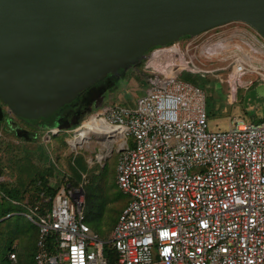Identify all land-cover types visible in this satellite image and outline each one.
<instances>
[{
	"label": "built area",
	"instance_id": "2783aa9c",
	"mask_svg": "<svg viewBox=\"0 0 264 264\" xmlns=\"http://www.w3.org/2000/svg\"><path fill=\"white\" fill-rule=\"evenodd\" d=\"M211 30L151 49L134 107L102 104L92 114L123 138L115 183L130 200L108 241L86 223L82 185L38 180L31 200L11 201L37 229L34 264H110L106 244L116 264H264V121L234 118L227 131H207L204 91L176 78L199 72L194 53L216 37ZM244 63L231 61V80L217 75L232 101ZM59 132L42 133L46 149Z\"/></svg>",
	"mask_w": 264,
	"mask_h": 264
},
{
	"label": "water",
	"instance_id": "95a60500",
	"mask_svg": "<svg viewBox=\"0 0 264 264\" xmlns=\"http://www.w3.org/2000/svg\"><path fill=\"white\" fill-rule=\"evenodd\" d=\"M231 22L264 40V0H0V101L47 118L150 48Z\"/></svg>",
	"mask_w": 264,
	"mask_h": 264
},
{
	"label": "rangeland",
	"instance_id": "374dc122",
	"mask_svg": "<svg viewBox=\"0 0 264 264\" xmlns=\"http://www.w3.org/2000/svg\"><path fill=\"white\" fill-rule=\"evenodd\" d=\"M240 24L234 31H241L243 34L247 26L244 23ZM223 35L225 36L217 34L215 38L213 37V41L203 37L195 53L193 51L196 69L199 72L182 71L176 77L177 80L191 83L204 91L207 131L210 132L227 131L234 118L254 124L264 121V43L260 39H257L258 42H253L248 38L249 35L244 34L246 40L230 42L227 48L222 40L227 35ZM185 39L186 36H182L175 42H184ZM159 47L150 48L146 55L151 49ZM238 57L246 62L244 63L246 72L239 79L232 101L224 82L220 81L217 75L225 73L221 75L224 80L228 77L230 80L233 79V72L229 74L227 72L231 69V61ZM144 60L145 58L135 65L112 72L106 79L77 97L74 105L81 109L80 114L75 118L69 117L65 121L55 120L60 114L58 109L47 118L30 121L13 117L7 107L2 106L0 166L4 170V176L0 181H4L8 187L17 186L20 189L28 184L36 172L45 167H50L52 170L49 182L57 178L74 180L78 185H82L81 193L86 210L88 204L92 213L103 212L104 208L102 219L96 225L95 232L104 241H108L112 221L130 200L129 196L122 194L115 183L117 150H119L118 145L121 147L123 142L120 136L116 139L113 137L107 139L108 152L104 158L98 160L97 155L105 154L107 151L101 145V138L92 133L82 137V133L85 124L94 116L92 114L98 111L100 105L116 104L134 107L138 96L148 88L145 80L146 71L142 68ZM173 60L169 58L167 64L171 66ZM183 60L187 63L190 58L185 57ZM84 101L87 103L84 104ZM95 106L98 107L93 110ZM7 115L16 123L13 128L27 132L29 134L27 136L32 141L27 142L15 136L13 130L5 123ZM52 125L60 126L61 129L54 137L51 147L46 149L41 143V135ZM56 131V129L52 130L43 140L48 143L50 136H54ZM127 141L131 144L132 138L128 137ZM40 151L44 152L45 160ZM10 215L0 218V264H8L7 258L12 253L16 255L13 264H25L33 249L35 227L20 212L14 211ZM105 248L112 249L109 244H106ZM23 259L26 261L22 263Z\"/></svg>",
	"mask_w": 264,
	"mask_h": 264
},
{
	"label": "trees",
	"instance_id": "16d2710c",
	"mask_svg": "<svg viewBox=\"0 0 264 264\" xmlns=\"http://www.w3.org/2000/svg\"><path fill=\"white\" fill-rule=\"evenodd\" d=\"M186 37H189L187 35H185ZM87 99V98H86ZM75 101H73L72 103H69L65 106H72V104H74ZM87 102L84 101V104H86ZM3 104V103H2ZM3 106H5L3 104ZM6 107V106H5ZM98 106H95L93 110H95ZM63 108V107H62ZM61 109V108H60ZM59 109V111H60ZM92 110V111H93ZM1 115H3V111L1 110ZM12 116L18 118L17 116H15L14 114H11ZM53 115V114H52ZM59 118L62 119V121H65L67 116L64 117V115H61L59 114V116H57L55 118L59 120ZM13 120H11V118L7 115V118H6V125H8L14 132L15 136L17 138H20L24 141H32L30 140V138L28 137L29 134L25 131H23L22 129H14L13 127V124L11 123ZM80 121V120H79ZM79 124V122H78ZM77 124V125H78ZM76 125V126H77ZM56 125H52L50 126L49 128H53L55 127ZM22 131V133H21ZM28 135V136H27ZM40 154L42 155V158L45 160V157L43 156L44 152L43 151H40ZM52 173V170L50 167H45L44 169H41L40 171L36 172L34 175H33V178L30 179V181L28 182V184L26 186H24L23 188H18L17 186H7V184L4 182V181H0V206H2V208L0 209V218H3V217H6L7 214H10L12 212H22L24 209L21 207V206H15L13 205V203L11 201H22L26 195H28V198L31 200L32 197H33V194L35 191H36V182L38 180H41L42 181V184L44 187L47 186L48 182H49V177ZM4 176V170L2 169V167L0 166V178ZM70 181L72 182L73 185L77 186L78 184L70 179ZM18 185V184H17ZM50 189V188H49ZM48 192H50L52 194V191L50 190H47ZM91 200V198H90ZM91 202V201H90ZM89 202V203H90ZM5 205V206H4ZM4 206V207H3ZM102 207V205H101ZM12 208H14L15 210H12ZM103 208V207H102ZM89 210V204H88V208ZM123 209V208H122ZM121 209V210H122ZM85 210V219H86V223L89 225V227L93 230V231H97L95 229L96 225L99 223V221L102 219V215H103V212H104V208L102 209L103 212H91L90 210H86V208L84 209ZM120 210V212H121ZM120 212L118 213L117 217L112 221V228L113 226L115 225L116 223V220L120 214ZM89 221V222H88ZM112 230V229H111ZM34 239H33V249L32 251H30L31 255L29 256V260L26 261V260H21L22 263L25 262L29 264H34V261H33V255H34V252H35V243H36V238H37V229L35 228V231H34ZM111 250V251H110ZM110 250H106V248H104V253H105V256L107 257L108 261L110 264H116V255L115 253L113 252L112 249ZM16 256V255H15ZM8 259V258H7ZM8 264H13L11 261L8 260Z\"/></svg>",
	"mask_w": 264,
	"mask_h": 264
},
{
	"label": "bare ground",
	"instance_id": "6f19581e",
	"mask_svg": "<svg viewBox=\"0 0 264 264\" xmlns=\"http://www.w3.org/2000/svg\"><path fill=\"white\" fill-rule=\"evenodd\" d=\"M183 66H185V65H183ZM91 133L99 136L102 140V142H101L102 147L107 149L105 154H98L97 155L98 160L102 159V157L104 158V156H106V154L108 152V141H107V139H110L112 137L114 139H116L120 136L122 139V142H123L122 136L119 133H117V131L106 126L102 121L97 120L95 115L88 121L87 124H85V130L82 133V137H86L87 135H89Z\"/></svg>",
	"mask_w": 264,
	"mask_h": 264
},
{
	"label": "crops",
	"instance_id": "0c3cea01",
	"mask_svg": "<svg viewBox=\"0 0 264 264\" xmlns=\"http://www.w3.org/2000/svg\"><path fill=\"white\" fill-rule=\"evenodd\" d=\"M239 25H241L240 22H231V23H228L226 25L220 26L218 28L212 29L211 32L216 33V36H217V34H221V36H225L223 34H226L227 35L226 38H224L222 40H223V42H225V46L227 48L230 46L229 45L230 42H242L243 39L246 40L247 38L244 36V34L249 35L248 38L250 40L252 39L251 41H253V42L257 40V36L254 35L255 33L252 30H250L249 28H245L244 26L243 27L245 28V33H244V31H243V34L241 31L240 32L234 31V30H237L236 28H238ZM252 45H255V44H252Z\"/></svg>",
	"mask_w": 264,
	"mask_h": 264
},
{
	"label": "flooded vegetation",
	"instance_id": "af4514ba",
	"mask_svg": "<svg viewBox=\"0 0 264 264\" xmlns=\"http://www.w3.org/2000/svg\"><path fill=\"white\" fill-rule=\"evenodd\" d=\"M247 26V25H246ZM247 28H249L250 30H252L250 27H248L247 26ZM255 33V32H254ZM254 35H256L257 36V39H260L261 40V42L262 43H264V40L263 39H261L256 33L254 34ZM187 38V37H186ZM3 106V104L1 103V101H0V108ZM80 109H81V107H75V105L74 104H72V106L70 107V106H63V108H61L60 109V114L61 115H64V117H66L67 116V118L66 119H68L69 117H73V118H75V117H78V115L80 114ZM14 117V116H13ZM16 118V117H15ZM12 124H13V126H15L16 125V123L14 122V121H12L11 122ZM21 133H22V131H21Z\"/></svg>",
	"mask_w": 264,
	"mask_h": 264
}]
</instances>
